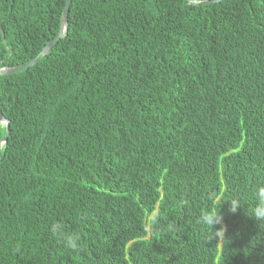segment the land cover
Instances as JSON below:
<instances>
[{"label":"trees","instance_id":"trees-1","mask_svg":"<svg viewBox=\"0 0 264 264\" xmlns=\"http://www.w3.org/2000/svg\"><path fill=\"white\" fill-rule=\"evenodd\" d=\"M189 1L70 0L0 75V264H264V0ZM64 3L0 0V69Z\"/></svg>","mask_w":264,"mask_h":264},{"label":"clouds","instance_id":"clouds-1","mask_svg":"<svg viewBox=\"0 0 264 264\" xmlns=\"http://www.w3.org/2000/svg\"><path fill=\"white\" fill-rule=\"evenodd\" d=\"M211 198V197H209ZM252 200H253V209L249 213V216L255 218L258 223H264V182L258 183L252 189ZM228 211L230 213H235L239 207L242 206L241 201L239 199H233L231 201H227ZM223 217L220 215L219 211L211 212L205 209L203 212L199 214L198 222L205 226L206 228L211 229L208 234V240L211 241L213 239L216 240V243H220L224 246L225 242H229L226 237V226L223 224ZM219 225V227H216ZM52 232L54 235L60 237L63 243L72 250H77L80 247L79 244V236L76 234H67L62 231V227L60 225H53ZM259 235L254 238L253 243L259 239Z\"/></svg>","mask_w":264,"mask_h":264},{"label":"water","instance_id":"water-1","mask_svg":"<svg viewBox=\"0 0 264 264\" xmlns=\"http://www.w3.org/2000/svg\"><path fill=\"white\" fill-rule=\"evenodd\" d=\"M221 0H208V1H202V2H195V1H189V4L191 5H206L210 3H217ZM70 0H65L64 7L62 10V15H61V23H60V31L59 34L53 38L52 40L49 41V43L41 50V52L32 60L27 62L24 65L15 67V68H1L0 69V75H10L13 73H18L21 71L26 70L28 67L33 66L36 64V62L44 55H46L56 44V42L59 39L65 38L66 31H67V14H68V6H69ZM0 125L4 126L5 128V135L0 138V151L1 147L6 143L8 134H9V122L6 120L3 115L0 112Z\"/></svg>","mask_w":264,"mask_h":264}]
</instances>
